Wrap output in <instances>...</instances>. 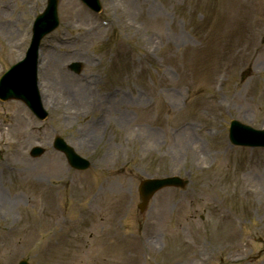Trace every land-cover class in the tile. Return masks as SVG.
Returning <instances> with one entry per match:
<instances>
[{"label":"rangeland","instance_id":"rangeland-1","mask_svg":"<svg viewBox=\"0 0 264 264\" xmlns=\"http://www.w3.org/2000/svg\"><path fill=\"white\" fill-rule=\"evenodd\" d=\"M46 3L35 11L31 0H0V76L23 57ZM101 3L96 15L79 0L60 1V27L41 50L46 121L22 102L0 101V141L13 132L0 148H19L17 160L36 169L24 180L0 172V264H260L264 195L239 191L264 189V149L232 147L228 129L232 119L264 127V0ZM88 28L91 38L72 40L81 54L47 65L51 46ZM74 61L82 75L69 70ZM83 88L85 98L71 94ZM56 134L91 160L89 170L69 167L52 147ZM36 145L47 152L33 159ZM172 174L187 187L162 190L141 213L140 181ZM237 234L249 244L243 260L236 247L220 253Z\"/></svg>","mask_w":264,"mask_h":264},{"label":"bare ground","instance_id":"bare-ground-1","mask_svg":"<svg viewBox=\"0 0 264 264\" xmlns=\"http://www.w3.org/2000/svg\"><path fill=\"white\" fill-rule=\"evenodd\" d=\"M7 29L9 30V33L11 36L16 35V33H17L16 31L10 29L9 27H7ZM92 30L93 29L89 28L87 30H83L82 32H80L76 37L73 36L71 38H62L63 40H61L60 45H57L54 48V50H49L48 53L51 55H49V54L48 55L51 59H50V61H49V59H47V61H46L47 65H49V67H54L56 60L53 58V56H56V58L60 60V58L63 57V54H69V53H72L73 51L76 52V51H78V49H79L78 54H81L84 51V48H82L81 45L80 46H79V44L73 45L72 42H70V43H67V42L72 41L74 38H75L74 41H76V40H79L80 38H84L86 36H88L87 38L89 39V38H91L89 36V32ZM19 33H21V32H19ZM62 80L63 79H61L59 81H62ZM63 85L68 87V85H66V84H63ZM40 89H41L42 95H44L46 90H44L42 88V86H40ZM84 92H85V88L80 89L78 93L71 90L72 95L74 93L75 96L79 95L81 98H83V97L85 98ZM19 133H21V132H17V134H19ZM12 134H13V132L11 133L10 128H8V130H5V134H3V138H1L0 145L2 143L6 144L8 142L7 137L12 135ZM192 145H194V144H192ZM3 151H5V152H3ZM0 153H1L0 154V172L4 173L6 171H9L10 167H13L14 170H12V171H15V173H18L19 176L21 177V180L25 179L24 174H28L29 176L35 174L33 170H36V169L28 166V165H32L31 162L25 163V164H27V166H26L23 162H20L17 160V157H21L23 155L22 151L19 148H16L15 150H13L10 153V152H8L7 149H5L4 146H2L0 148ZM23 166H25V167H23ZM26 167H30L31 169H26ZM255 180H257V179H255ZM260 186H264V185H260ZM239 193L244 197L246 196V198L247 197L259 198L261 194L264 195V189H262L261 187H259L257 185L256 186L243 185L241 187ZM3 200H4L3 195L0 194V206L3 207L4 209H7V208H5L7 202H6V200H4V201ZM2 201H3V203H2ZM256 203H257L256 204L257 206H259V207L261 206L264 208V200L263 199L260 198V200L257 201ZM220 216L222 218H227V217L230 218L226 209L221 211ZM258 228H259V226H257L254 229V231H257ZM234 229L237 230L235 227V224H234ZM237 235H238V237L236 238V241H235V238L229 239L227 241V245H224L221 247L220 253L226 252L227 257L232 256L234 254L230 250L228 251L227 249L230 247H233V248L236 247V250L238 252L242 249V251L239 254H241V257L244 256L243 254L246 252L247 245H249V244L247 242V239L243 235H239V234H237ZM249 236L253 237V235H249ZM252 239H256V238H252ZM258 239H260V238H258ZM260 264H264V261H262Z\"/></svg>","mask_w":264,"mask_h":264},{"label":"water","instance_id":"water-1","mask_svg":"<svg viewBox=\"0 0 264 264\" xmlns=\"http://www.w3.org/2000/svg\"><path fill=\"white\" fill-rule=\"evenodd\" d=\"M15 69H16V68H14L13 71H14ZM33 75H34V73H33Z\"/></svg>","mask_w":264,"mask_h":264}]
</instances>
